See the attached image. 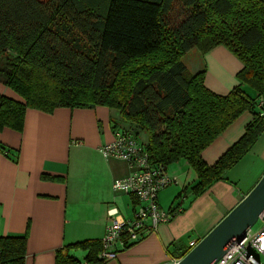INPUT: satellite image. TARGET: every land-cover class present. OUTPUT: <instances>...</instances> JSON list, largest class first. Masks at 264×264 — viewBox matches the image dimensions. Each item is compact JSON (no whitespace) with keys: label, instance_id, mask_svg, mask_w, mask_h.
<instances>
[{"label":"trees","instance_id":"obj_1","mask_svg":"<svg viewBox=\"0 0 264 264\" xmlns=\"http://www.w3.org/2000/svg\"><path fill=\"white\" fill-rule=\"evenodd\" d=\"M218 45L241 60L237 78L257 99L242 86L218 95L205 86V71L189 73L182 62L187 53L194 48L207 53ZM0 81L22 98L0 94V131L22 132L28 109L48 114L58 108L114 109L147 133L148 142L141 144L152 165L186 160L199 176L193 188L199 194L264 133L258 106L264 99V4L0 0ZM246 112L253 119L245 134L209 166L202 152ZM29 232L30 224L24 236L0 237V264H25ZM74 249L88 252L87 264H104L98 240L59 250L57 264H80L70 256Z\"/></svg>","mask_w":264,"mask_h":264},{"label":"crops","instance_id":"obj_2","mask_svg":"<svg viewBox=\"0 0 264 264\" xmlns=\"http://www.w3.org/2000/svg\"><path fill=\"white\" fill-rule=\"evenodd\" d=\"M182 62L192 75L205 71V86L218 95L242 86L249 96L258 97L238 80L244 65L225 45L207 53L194 48ZM0 94L22 101L2 81ZM252 119L251 112L244 113L217 137L202 152L205 163L216 164L245 134ZM122 130L140 132L119 111L97 106L58 108L52 114L28 109L22 132L0 131V237L24 236L30 224L25 264H57L59 250L78 242L102 241L111 209L126 219L134 216L139 208L134 197L113 189L116 180L131 174L128 162L100 151ZM165 170L172 181L159 194V204L164 210L178 206L183 212L105 264L178 262L263 177L264 134L236 166L202 193L193 190L200 179L186 160ZM87 255L81 249L70 252L80 264H87Z\"/></svg>","mask_w":264,"mask_h":264},{"label":"built area","instance_id":"obj_3","mask_svg":"<svg viewBox=\"0 0 264 264\" xmlns=\"http://www.w3.org/2000/svg\"><path fill=\"white\" fill-rule=\"evenodd\" d=\"M260 1L264 4V0ZM258 106L264 116V99L259 100ZM100 151L104 156H114L128 162L131 174L116 180L113 189L133 196L139 205L131 219L124 218L115 208L109 211L110 221L102 239L103 250L98 256L105 264L116 259L119 252L153 235L160 224L170 222L183 209L176 206L167 211L159 204V194L172 180L165 166L149 162L145 147L132 131L117 132L115 140ZM258 223V229H255ZM214 264H264V211L257 223L247 230L245 238L231 245Z\"/></svg>","mask_w":264,"mask_h":264},{"label":"water","instance_id":"obj_4","mask_svg":"<svg viewBox=\"0 0 264 264\" xmlns=\"http://www.w3.org/2000/svg\"><path fill=\"white\" fill-rule=\"evenodd\" d=\"M264 211V175L256 186L185 257L171 264H214L245 238Z\"/></svg>","mask_w":264,"mask_h":264},{"label":"rangeland","instance_id":"obj_5","mask_svg":"<svg viewBox=\"0 0 264 264\" xmlns=\"http://www.w3.org/2000/svg\"><path fill=\"white\" fill-rule=\"evenodd\" d=\"M189 73L192 75V73L189 71ZM249 95H251L249 92H247ZM119 122H122V120H119ZM264 134V133H263ZM262 134V135H263ZM139 136H138V141L140 142V143H144V144H146L147 142H148V135H147V133L146 132H144V131H142V130H140V132H139V134H138ZM261 135V136H262ZM260 136V137H261ZM259 137V138H260ZM138 205V204H137ZM139 206V205H138ZM259 225H260V223H258L256 226H255V229H258V227H259ZM258 258L259 259H261L259 256H258Z\"/></svg>","mask_w":264,"mask_h":264}]
</instances>
